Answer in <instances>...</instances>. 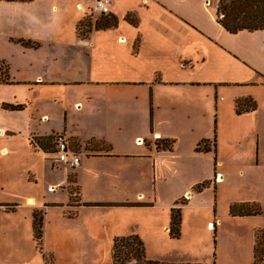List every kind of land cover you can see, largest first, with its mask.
<instances>
[{"label":"crops","instance_id":"crops-1","mask_svg":"<svg viewBox=\"0 0 264 264\" xmlns=\"http://www.w3.org/2000/svg\"><path fill=\"white\" fill-rule=\"evenodd\" d=\"M95 1L0 0L14 14L13 24L5 23L13 32L11 42L26 38L40 45L50 39L48 43L58 45L48 46L52 61L48 58L46 72L27 82H41L37 87L64 86L60 108L53 114L49 110L57 103L56 97L15 98L10 104H0V119L14 113L27 116L22 150L27 149L28 156L46 157L47 167L55 171L56 182L49 183L48 196L58 188L67 194L66 201L37 195L13 203L0 201L18 205L15 212L0 213L13 215L25 207L33 230L34 210L44 209L45 230L50 211L61 209L60 223L68 238L93 240L103 231L114 244L116 238L139 236L148 248V259L162 264H264V255L261 263L256 260L258 236L264 234V31L228 32L219 22L220 0H110L118 26L93 30L81 38L78 26ZM65 21L75 38L73 48L65 43L67 32L61 25ZM40 48L35 51L41 52ZM56 65L63 71L70 69L72 75L56 74ZM102 87L106 94L101 93ZM207 91L217 97L209 110L203 105ZM179 95L183 99L175 101ZM244 100L256 108L239 114L240 102L248 106ZM4 105L22 109L11 111ZM211 112L214 133L194 139L196 147L206 140L213 143L211 152L196 151L211 157L208 170L167 197L159 183L168 180L162 175L155 141L166 139L170 129L177 130L194 115L204 118ZM56 116L61 118L59 125L38 131L42 123L52 122ZM19 132L0 126V172L7 159H17L19 146L11 148L6 142L17 141ZM50 136H64L71 150V145H78L77 168L58 161L57 152L34 146L36 138ZM72 174L75 182L70 181ZM204 183L208 185L202 191L196 189ZM138 186L144 188L135 198H128V190L133 187L136 191ZM72 189H76L73 194ZM227 192L231 195L224 197ZM182 200L186 203L180 207L181 235L173 238L172 210ZM246 204L257 206L260 213L232 215L233 206ZM190 215L199 223L207 222L204 226L213 236L214 253L208 249L202 257V251H193L187 259L148 256L156 244L184 239ZM80 224L85 233H79ZM196 243L192 245L198 247Z\"/></svg>","mask_w":264,"mask_h":264},{"label":"rangeland","instance_id":"rangeland-1","mask_svg":"<svg viewBox=\"0 0 264 264\" xmlns=\"http://www.w3.org/2000/svg\"><path fill=\"white\" fill-rule=\"evenodd\" d=\"M99 1L101 0L95 1L94 5L88 9L85 16L86 21H82L86 23L87 26H82L80 28L81 33L88 30L89 20L92 23L101 20L102 15L96 10L95 6ZM13 17L14 14L11 9L4 6V4H0V69L3 71L0 74V104L6 102L10 104L15 98L29 100V97L32 96L40 97L41 99L56 97L57 103H52L51 109H49L53 114L60 108L59 106H61L59 101H61L65 93L64 86L37 87L36 85H40L41 82L29 83L27 79L34 75H42L46 72L45 67L48 63V58L52 61V56L49 57L48 55L50 52L48 46H54L52 45L54 42L48 43L50 39L42 40V43L38 45L34 40H28L26 38L19 40L18 43L11 42L10 38L13 37V32L11 28L5 26V23L6 25L7 23L13 24ZM68 21H65L66 23H61V25H65L63 30L67 32L65 38L66 46L68 48H73L75 47V43L73 42L75 38L72 35L71 26ZM14 40L15 39H13V41ZM39 46L41 47L39 49L41 52L35 51ZM56 46H58L57 43L54 47ZM61 47L63 46L61 45ZM51 66L54 65L51 64ZM56 66V74L60 73L59 75L61 76L72 75L70 69H64L65 74H63V68L59 65ZM50 69L52 70V67ZM53 75L54 74L51 76ZM60 88H62V92ZM100 90L102 94H106L105 87L100 88ZM203 96V105L205 109L209 110L212 107L214 108L217 98L216 94L213 91H207ZM197 97H200V95ZM176 99L177 101H181L183 98L179 95L175 98V101ZM26 117V115L14 113L2 116L0 119V126L10 127V129L16 133H20L19 129L22 132L17 141L10 139L6 142V145H9L11 148L18 145L19 150L17 151V159L13 156L10 158L8 157L9 159H7V162L3 163L4 170L2 171L1 168L0 201H9L12 203L16 199L24 201V197L30 195H37L41 198L46 196L47 199L50 200L66 201L67 194L61 188L52 190V194L48 196L49 193L47 189L49 183L56 182V180H54L55 177L53 174L55 171L53 172L52 169L47 167V158H43L39 155H36V157H32L31 155L28 156V150H22V148L26 146L27 140L24 139L26 137V128L23 127L24 118ZM56 117L57 119L55 120L52 118V122L42 123L38 131L46 130L51 124L56 126L59 125L61 122L59 120H61V118H58L59 116ZM214 120L215 117L212 112L209 117L204 118H199L196 114L191 117V120H185L179 127L177 126V130L170 129V136L166 137V139L155 141L156 148H161L159 154L163 164L162 175L168 180L167 183H163L164 181L159 183L163 193H165L167 197L173 195V193L177 194L181 192L186 184L189 185L192 180L197 179L208 170L206 167L208 165L207 160L211 159V157H206L203 154L198 155L196 153L197 144L195 145L194 139L196 140L198 137L204 136L207 133L208 135H212L214 133ZM173 121H175V118ZM13 125L17 128H12ZM163 127H166V125H163ZM33 144L36 147L34 141ZM212 146L213 143H210L208 147L210 149L209 152H211ZM71 147L74 148L73 145H71ZM48 150L52 152L53 148H49ZM76 150L78 152V145ZM70 158H72V156H70ZM14 160L20 162V165H17ZM28 171H31L32 175L29 176ZM71 176H74V174ZM181 178H184L182 182L180 181ZM203 185L206 187L208 183H204L200 186ZM141 188L144 187L138 186V190L136 191L135 188H130L127 194L128 198H135ZM197 190L202 191L203 187ZM75 191L76 189H74V191L72 189V194ZM16 194H19L21 197H16ZM230 195L231 193L227 192L224 197ZM74 201L75 200H73L72 203ZM182 201L184 202L186 200ZM250 206L252 205L249 204V207ZM36 210L44 213L42 251L39 250V246L33 238L32 221L25 207H22L19 212L13 215H8L4 212L0 213V264H44L45 260L43 259V254L48 257L45 264H114L112 259L113 240L104 237L103 231V233L99 232L98 236L93 240L86 239L87 237L84 235V240H72L68 238V233L64 231L63 225L60 223L61 209L54 208L50 211L48 215V226L45 230V210L35 209L34 212ZM2 211L5 210L3 209L1 212ZM207 213L208 212H205V214ZM188 220L187 235L184 239L179 241L168 240L159 244L155 243L156 245L152 246L148 251V256L174 255L187 259L188 256L192 255L191 253H193V251L196 253L202 251V257L206 256L208 249L214 253L213 236L208 233L204 226V223L206 225L207 222L203 221L199 223L197 222V218L195 219L192 215L188 216ZM82 224L79 225V229H81L79 233H85ZM196 226H198V228ZM196 242H201V244H197ZM193 243H196L198 247L193 246Z\"/></svg>","mask_w":264,"mask_h":264},{"label":"trees","instance_id":"trees-1","mask_svg":"<svg viewBox=\"0 0 264 264\" xmlns=\"http://www.w3.org/2000/svg\"><path fill=\"white\" fill-rule=\"evenodd\" d=\"M8 3L12 2H31L32 0H3ZM106 17V18H105ZM218 17L220 24L231 34H238L243 31L257 32L264 31V0H220L218 5ZM86 21V20H85ZM88 30L81 33L80 28L82 26H87L86 23H81L78 26V35L81 38H87L88 35L93 30H109L118 26V19L113 15L104 16L102 15L101 20H97L92 23L89 20ZM0 69V74L2 73ZM242 103L247 104L244 107L241 102L238 105V113L242 114L245 111H250L255 109V105L250 100H244ZM4 108L11 111H18L22 109V106H10L4 105ZM58 136H50L46 138H36L34 143L39 146L45 152H49V148H53L52 152L56 153V139ZM210 141H203L197 147V152H209L208 148ZM72 148L74 153H77L76 145ZM159 149H161L159 147ZM70 181L75 182V177L71 176ZM203 186H198L196 189H200ZM74 191V189H73ZM75 198L72 197V201ZM186 201L178 202L176 208L172 210V221L170 232L173 238H179L181 235V225H182V210L181 206L185 205ZM91 206V205H89ZM99 206V205H95ZM128 207L133 206H143L128 204ZM17 204H0L1 210L6 212H15L17 210ZM231 213L234 216H253L260 213L257 206L252 205H241L233 206L231 208ZM43 225H44V213L42 211L34 212V223L33 231L34 238L39 246V250H43ZM264 255V234L261 233L258 236V244L256 249V260L257 263H261ZM43 258L46 262L48 258L43 254ZM112 259L114 264H162L159 262L150 261L147 257V248L144 242L139 236H129L116 238L113 244ZM51 260V258H50Z\"/></svg>","mask_w":264,"mask_h":264},{"label":"built area","instance_id":"built-area-1","mask_svg":"<svg viewBox=\"0 0 264 264\" xmlns=\"http://www.w3.org/2000/svg\"><path fill=\"white\" fill-rule=\"evenodd\" d=\"M112 2L109 0H101L96 4V10L100 12L101 15L108 16L111 14ZM56 155L58 161L69 165L71 168H77L80 165V161L69 145L68 141L64 136H58L56 139ZM72 156V158H70Z\"/></svg>","mask_w":264,"mask_h":264}]
</instances>
